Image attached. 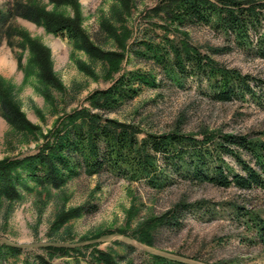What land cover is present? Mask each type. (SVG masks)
<instances>
[{
  "label": "rangeland",
  "instance_id": "1",
  "mask_svg": "<svg viewBox=\"0 0 264 264\" xmlns=\"http://www.w3.org/2000/svg\"><path fill=\"white\" fill-rule=\"evenodd\" d=\"M14 1L0 0V9ZM39 1L47 10H54L48 0ZM163 1L77 0L82 27L91 41L102 51L119 55L110 61L91 58L67 39L27 20H13V25L49 49L52 70L63 91L48 90L49 96L43 93L36 71L28 67L29 50L18 46L19 38L13 40L14 47L6 40L0 43V76L27 123L14 127L3 116L0 100V161L36 155L47 138L53 139L62 117L81 109L96 112L89 98L134 71L149 73L158 88L143 87L139 96L116 110L99 111L103 117L132 124L143 135L180 131L198 139L212 133L264 141V21L258 30H251L249 43L243 45L212 25L171 26L154 11ZM57 12L72 18L76 14L68 5L58 7ZM144 41L154 49L188 41L221 67L249 76L251 92L221 102L204 80L187 77L181 80L184 87L173 85L176 82L151 58L154 54L146 50ZM21 55L23 69L18 66ZM243 158L256 167L250 155L244 153ZM223 160L240 171L233 157ZM168 175L163 189L107 171L95 176L83 172L60 190L31 184L34 189L22 190L21 201L13 206L0 204V246L20 247L25 253L1 264H24L27 256L45 255L48 246L81 251L51 264H93L86 245L111 254L117 264H154L155 257L185 264H264V246L254 229L257 220H264V188H221ZM82 206L87 207L86 215L72 220L68 229L51 231L60 211ZM97 235L100 237L95 238ZM144 235L149 243L138 239ZM86 236L90 239L83 241Z\"/></svg>",
  "mask_w": 264,
  "mask_h": 264
},
{
  "label": "trees",
  "instance_id": "2",
  "mask_svg": "<svg viewBox=\"0 0 264 264\" xmlns=\"http://www.w3.org/2000/svg\"><path fill=\"white\" fill-rule=\"evenodd\" d=\"M48 1L56 9L47 10L39 0H15L9 7L0 9V43L6 40L10 47H14L13 40L20 39L18 46L29 50L28 67L36 71L43 93L47 96L51 89L63 91L62 84L52 70L50 51L38 39L32 38L28 31L13 25L16 18L27 20L44 28L49 34L67 39L91 58L103 61L113 56L119 57L118 54L102 51L91 41L82 27L77 0ZM64 5L74 9L76 14L73 18L57 12V8ZM154 11L171 26L212 25L243 45L249 43L251 30H258L264 21V3L251 1L164 0ZM143 45L154 54L151 58L161 65L167 76L176 82L173 85L184 87L181 80L187 77L204 80L212 96L221 102H229L247 91L251 92L249 76L221 67L188 41L171 42L164 49H154L148 41H144ZM261 50L264 52L262 34ZM18 66L23 69L22 55L18 58ZM88 70L86 67L85 71ZM158 86L156 79L147 72L134 71L123 75L110 88L96 91L89 98L96 112L81 109L62 117L57 123L53 139L47 138L36 155L0 161V204L13 206L21 201L22 190L32 192L37 187L60 190L83 172L95 176L107 171L115 177L132 182L145 180L156 189H163L167 185L168 173L221 188H264V141L212 133L198 139L197 136L185 135L180 131L143 135L140 128L105 118L99 113L114 111L124 102L133 100L139 96L143 87L155 89ZM11 97L7 82L0 76L3 116L14 127H25L26 120ZM244 153L254 159L255 168L243 158ZM226 156L233 157L240 171L224 162ZM31 184L35 187H31ZM87 212L86 206L60 211L51 231L68 229L72 220L81 218ZM254 229L264 246V220H257ZM98 237L100 235L95 236ZM143 237L138 239L145 243L148 240L149 243L150 239L146 235ZM89 239L87 236L82 238L83 241ZM85 249L90 250L93 264H117L111 254L101 251L95 245H86ZM79 250L48 246L45 255L27 256L24 264H51L54 259L81 254ZM24 254L20 247L3 244L0 246V264L10 259L18 260ZM154 259V264H185L163 257Z\"/></svg>",
  "mask_w": 264,
  "mask_h": 264
}]
</instances>
